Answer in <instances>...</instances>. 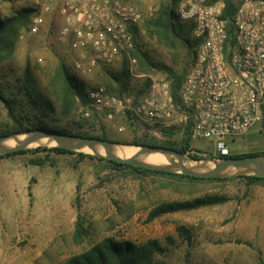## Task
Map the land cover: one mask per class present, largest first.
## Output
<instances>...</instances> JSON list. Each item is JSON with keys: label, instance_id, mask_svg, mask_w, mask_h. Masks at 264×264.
Here are the masks:
<instances>
[{"label": "rangeland", "instance_id": "1", "mask_svg": "<svg viewBox=\"0 0 264 264\" xmlns=\"http://www.w3.org/2000/svg\"><path fill=\"white\" fill-rule=\"evenodd\" d=\"M161 2L135 1L143 12L137 43L153 62L180 73L186 68L187 73L192 56L186 47L168 49L147 34L145 22L159 10ZM30 4L31 0H0V18ZM176 20L186 28L191 26L178 17ZM63 22L57 14L49 15L41 29L33 32L31 19L13 56L0 62V89L7 98H16L15 113L23 123L106 136L121 144L141 145L133 142L144 139L181 147L186 137L184 127L150 126L129 112L108 119L103 113L89 109L90 115L86 116L85 96L70 115L61 113L52 84L60 63L85 84L87 91L104 85L111 93L136 96L147 91L152 78L169 81L162 69L140 71L138 59L133 55L137 59L136 69L132 73L127 62L121 94L111 74L119 71L125 59L87 73L79 72L74 68L78 51L69 42L60 40ZM27 68L38 88L55 105V111L47 116L25 93L21 79ZM10 126L7 110L0 104V131ZM229 145L232 155L262 153L264 132L257 130L252 136L247 134L229 141ZM185 154L204 160L218 157L219 153L214 151L213 140L191 139ZM36 158L45 159L46 163L31 165ZM165 183L169 179L160 175L136 174L107 161L77 154L40 151L1 158L0 264H61L105 237L138 244L158 240L168 250L156 255V264H264V182L250 183L237 178L223 183H197L194 187H181L179 192L165 188ZM208 195H223L228 200L148 220L150 211L162 202ZM79 220L87 232L83 241L77 242L75 230ZM181 226L187 235L180 232Z\"/></svg>", "mask_w": 264, "mask_h": 264}, {"label": "built area", "instance_id": "2", "mask_svg": "<svg viewBox=\"0 0 264 264\" xmlns=\"http://www.w3.org/2000/svg\"><path fill=\"white\" fill-rule=\"evenodd\" d=\"M135 1L146 0H31L32 31L57 14L64 21L60 40L78 51L76 70L87 73L125 59L133 73V27L143 19ZM224 8V2L213 0H179L176 6L178 19L201 41L179 103L169 81L152 78L138 98L111 93L104 85L88 90L83 114L94 109L112 119L129 112L150 126H189L192 140H213L222 155L229 154V141L259 127L264 132V0H241L229 21L232 40Z\"/></svg>", "mask_w": 264, "mask_h": 264}, {"label": "trees", "instance_id": "3", "mask_svg": "<svg viewBox=\"0 0 264 264\" xmlns=\"http://www.w3.org/2000/svg\"><path fill=\"white\" fill-rule=\"evenodd\" d=\"M222 1L225 3L223 18L229 21L235 14L237 7L241 0H213ZM179 0H162L161 6L158 11L145 22V28L147 34L156 39L158 43L162 44L168 49H176L180 46H184L188 49V54L192 56L191 64L198 52L201 41L194 37L193 27L190 26L186 28L182 23H178L176 6ZM34 9L29 5L27 7H22L20 9L14 10L10 15L0 18V62L10 59L15 50L19 38L23 31L28 29L31 21ZM229 34L231 40L234 38V29L229 23ZM140 28L138 26L133 27L134 34V48L132 49V55L138 59V67L140 71L143 72H155L157 69H162L168 74V80L170 81L171 93L174 97L176 103H179V89L182 84L184 77L186 76V68L182 73L176 71L171 67L165 65H160L159 63L153 62L149 56L144 53L138 43L136 36ZM192 36V39H191ZM189 71V70H188ZM127 74V61L124 60L122 67L115 74H111L112 78L116 81L119 86L120 94L123 92L125 83L123 81L125 75ZM23 88L26 95L30 100L39 107L45 116L55 111V105L53 101L48 98L39 88L36 79L30 72L29 68L24 71L23 78L21 79ZM52 84L55 86V93L58 96L61 113L64 116L70 115V113L82 102H84V96L86 95L85 84L75 75L69 72V69L64 63H60L52 76ZM141 94H137L135 97L138 98L143 95L146 90L140 91ZM143 92V93H142ZM16 98H7L4 96L0 89V104H2L6 110L8 118L11 121V126L7 129L0 131V136L5 134H10L13 132H19L30 129L37 128H47L54 129L64 133H69L73 135H81L86 137H98L102 139H108L106 136L93 135L89 133H72L67 130H60L47 125H33L27 126L23 123L22 118L16 115L15 111L17 108ZM186 137L181 147L174 148L172 145H159L154 142H149L146 140L134 141V144L141 145H154L173 148L182 152H187L191 142L190 127L186 128ZM40 151L46 153L54 152L58 154H77L80 157H89L92 159H97L100 161H107L108 163L116 166V168H125L133 171L136 174L143 175H160L169 179V183H165V188H171L174 191L179 192L181 187H194L197 183H223L226 181L234 180L237 178L246 179L250 183H262L264 182V177L256 175H239L232 177H197L184 175L181 173H175L170 171L148 169L143 167H136L125 163L115 162L112 160H107L101 157H96L94 155L85 154L81 152L70 151L61 147H46L39 146L33 149L18 150L10 152L5 155H0L1 158H7L18 154L32 153L36 154ZM262 153H247V154H229L222 155L218 154V157H240L248 155H259ZM196 159H200L197 155H192ZM45 159H32L31 164L37 166H43L45 164ZM228 200V197L223 195H208L194 197L188 200L180 201H168L162 202L161 204L155 206L149 213L148 220L153 221L165 214L188 211L199 209L202 207L214 206L222 204ZM180 232L187 235V230L181 226ZM87 230L84 225L78 221L75 230V240L77 242L83 241L86 236ZM167 247L163 246L156 239H149L144 243H135L130 240H117L114 237H105L99 242L92 244L89 248L83 250L80 253L72 255L65 262L61 264H156V255L167 252Z\"/></svg>", "mask_w": 264, "mask_h": 264}, {"label": "water", "instance_id": "4", "mask_svg": "<svg viewBox=\"0 0 264 264\" xmlns=\"http://www.w3.org/2000/svg\"><path fill=\"white\" fill-rule=\"evenodd\" d=\"M53 141V145L41 143L42 140ZM116 145H129L113 142L109 139L86 137L64 133L54 129L37 128L13 132L0 136V155L10 152L31 149L35 146L61 147L75 152L101 157L115 162L125 163L136 167L170 171L197 177H232L239 175H256L264 177V154L240 157H212L196 159L184 152L162 146L132 145L139 150L130 157H123L115 152ZM160 154L167 161L154 164L140 159L143 155Z\"/></svg>", "mask_w": 264, "mask_h": 264}, {"label": "bare ground", "instance_id": "5", "mask_svg": "<svg viewBox=\"0 0 264 264\" xmlns=\"http://www.w3.org/2000/svg\"><path fill=\"white\" fill-rule=\"evenodd\" d=\"M41 143H46L49 145H53V141H49L47 139L42 140ZM139 150L138 147L132 146V145H116L115 146V152L123 157H130L134 155ZM140 159L154 164H163L167 161V159L160 154H150V155H143L140 157Z\"/></svg>", "mask_w": 264, "mask_h": 264}, {"label": "crops", "instance_id": "6", "mask_svg": "<svg viewBox=\"0 0 264 264\" xmlns=\"http://www.w3.org/2000/svg\"><path fill=\"white\" fill-rule=\"evenodd\" d=\"M258 130V128L257 129H254L253 131H251L250 133H249V135H253L254 133H255V131H257ZM231 146H236L234 143H231ZM234 149H236V147L234 148ZM31 165H33V164H31ZM34 166H37V165H34Z\"/></svg>", "mask_w": 264, "mask_h": 264}]
</instances>
